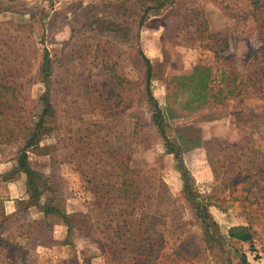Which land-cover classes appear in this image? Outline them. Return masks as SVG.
<instances>
[{
  "label": "rangeland",
  "instance_id": "1",
  "mask_svg": "<svg viewBox=\"0 0 264 264\" xmlns=\"http://www.w3.org/2000/svg\"><path fill=\"white\" fill-rule=\"evenodd\" d=\"M0 86V264H264V0H0Z\"/></svg>",
  "mask_w": 264,
  "mask_h": 264
},
{
  "label": "trees",
  "instance_id": "2",
  "mask_svg": "<svg viewBox=\"0 0 264 264\" xmlns=\"http://www.w3.org/2000/svg\"><path fill=\"white\" fill-rule=\"evenodd\" d=\"M254 17L256 18L257 15H254ZM228 46L229 45L227 44V47ZM146 61H147V65H148V69H147L148 83L146 84V86H147V89L150 92V88L149 87H150V80H151V77H152V65H151L149 59H147ZM48 63H49V57H48V52H47L46 53V60H45V64H44V69L45 70H47L49 68V64ZM49 74H50V72L46 73V75H49ZM202 74L203 73H201L200 75L202 76ZM193 79L197 81L196 85L194 87V93L193 94H194L196 100L198 101V104L194 105V106H189L188 108L190 110H195L202 103H204L205 100H206V96H207L205 94V92H204V90L207 89V85L204 84V82H205V80L207 78L204 76L200 80H197L198 76L196 74H194ZM226 86H228V85H226ZM6 89L7 90L5 92L0 91V98L7 99L8 96L10 95V92H12V90L8 91V88H6ZM150 97L153 98L152 95H151V92H150ZM44 100L46 102V108L44 109L43 115L47 114V112L52 110V105L49 102V99L48 98H44ZM154 120H155V124H157V126L160 129L163 130L164 129V126H163V124H164V116H163L161 108L158 106L157 103H156V109H155V114H154ZM37 137H38V133H37L36 129H34L31 132V134L29 135V137L26 139L25 145L21 148V153L23 155H22V157L20 159V166L27 171V173L30 175V177H32V175H35V172L29 167V164H28V161H27L26 150L29 147L32 146L33 142L35 141V139ZM165 138H166V140L168 142V147L172 149V152L176 151V152L180 153L179 151H177L175 149V147L171 144V142H169V139L167 137H165ZM200 138L201 137H199L197 139H194V142H193V146L194 147H197V146L201 145L202 140ZM178 160H179L180 168L183 171V176H184L186 182H188V180H189V172H188L187 168L185 167L182 159L180 157H178ZM128 180H129V175H127L126 179L121 182V187H129L130 184L128 183ZM185 188H186L187 191H189L187 193L188 194L190 193L189 195H192V190L189 187V183L186 184ZM37 190L38 189H36V192H38ZM129 198L130 197H128V199ZM135 200H136V197H134V199L132 201L128 200L129 201L128 202V208L131 207V210L135 209V206H134ZM55 210H58L57 207H55ZM196 210H197V212H196L197 217L199 219L203 217L202 224L203 223H204V225L208 224L209 221H210V217H209V213H208L207 203H205V202L198 203L196 205ZM124 213L128 214V209L125 210ZM130 214L131 213H129V215ZM125 228H126V224L124 222H123V224L120 227H118V229H120V230H124ZM230 231H231V236L236 238V239H238V240H240V241H252V239H253V233H251L249 228H246V227H243V226H236V227H232ZM129 240H131V239H129Z\"/></svg>",
  "mask_w": 264,
  "mask_h": 264
}]
</instances>
